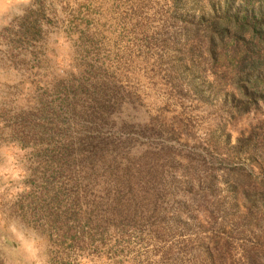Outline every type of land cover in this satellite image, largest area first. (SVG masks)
I'll return each mask as SVG.
<instances>
[{
  "label": "rangeland",
  "instance_id": "obj_1",
  "mask_svg": "<svg viewBox=\"0 0 264 264\" xmlns=\"http://www.w3.org/2000/svg\"><path fill=\"white\" fill-rule=\"evenodd\" d=\"M22 7L0 26V220L48 264H264V71L199 36L264 0ZM16 248L0 228V264Z\"/></svg>",
  "mask_w": 264,
  "mask_h": 264
},
{
  "label": "trees",
  "instance_id": "obj_2",
  "mask_svg": "<svg viewBox=\"0 0 264 264\" xmlns=\"http://www.w3.org/2000/svg\"><path fill=\"white\" fill-rule=\"evenodd\" d=\"M259 11L251 18L234 11L205 20L199 36L204 39L206 53L212 59L230 57L235 72L264 71V11Z\"/></svg>",
  "mask_w": 264,
  "mask_h": 264
},
{
  "label": "clouds",
  "instance_id": "obj_3",
  "mask_svg": "<svg viewBox=\"0 0 264 264\" xmlns=\"http://www.w3.org/2000/svg\"><path fill=\"white\" fill-rule=\"evenodd\" d=\"M31 0H0V26H6L14 17L24 15V8ZM9 172V169L0 167V176ZM11 178L19 179L16 173ZM3 189H0L2 192ZM0 228H6L16 243V251L22 258V264H48L47 249L43 237L34 229L22 223L11 222L5 224L0 220Z\"/></svg>",
  "mask_w": 264,
  "mask_h": 264
}]
</instances>
